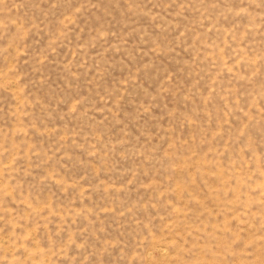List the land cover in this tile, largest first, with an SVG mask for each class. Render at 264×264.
I'll use <instances>...</instances> for the list:
<instances>
[{"label":"rangeland","instance_id":"obj_1","mask_svg":"<svg viewBox=\"0 0 264 264\" xmlns=\"http://www.w3.org/2000/svg\"><path fill=\"white\" fill-rule=\"evenodd\" d=\"M0 264H264V0H0Z\"/></svg>","mask_w":264,"mask_h":264}]
</instances>
